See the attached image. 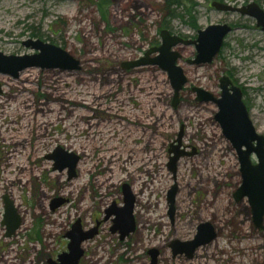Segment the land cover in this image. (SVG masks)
Returning <instances> with one entry per match:
<instances>
[{"label":"rangeland","instance_id":"374dc122","mask_svg":"<svg viewBox=\"0 0 264 264\" xmlns=\"http://www.w3.org/2000/svg\"><path fill=\"white\" fill-rule=\"evenodd\" d=\"M193 1L194 27L181 10L184 19L171 17L165 0H0L1 53L36 55L24 43L39 39L80 60L79 70L0 74V264L59 263L77 220L84 232L98 231L84 242L79 264H150L151 248L161 252L158 264H264V230L254 227L248 197L234 198L243 183L237 151L214 119L216 106L192 93L201 86L218 97L221 79L229 77L264 135V31L251 16L212 7L220 1L264 9V0ZM217 24L232 30L212 63L191 65L196 47L176 48L189 78L177 107L166 71L123 67L159 47L163 29L196 40ZM182 125L186 153L175 176L170 150ZM59 148L81 157L73 178L70 168L56 167L51 155ZM127 183L136 197V231L122 239L112 208L124 206ZM174 184L173 226L167 194ZM5 196L22 220L11 238L2 224ZM57 198L66 201L52 209ZM204 222L215 227V240L192 259L174 257L171 243L194 239Z\"/></svg>","mask_w":264,"mask_h":264},{"label":"water","instance_id":"95a60500","mask_svg":"<svg viewBox=\"0 0 264 264\" xmlns=\"http://www.w3.org/2000/svg\"><path fill=\"white\" fill-rule=\"evenodd\" d=\"M212 7L222 12L240 13L244 16H251L258 22V26L264 31V9L257 3H249L246 6H232L231 4L216 1L212 3ZM232 30L228 24L210 25L205 30H200L196 40L183 39L178 35H172L168 29H163L160 33L162 43L159 47L149 49L143 58L133 62H124L123 67L133 69V67H143V65H157L164 72L168 73L172 88L173 107H177L180 102V96L184 87L187 86L189 78L186 76L185 70L180 66L179 61L183 58L180 52L176 49L180 45H194L196 47V58L188 60V63L195 66H204L212 63L218 57L221 51L224 40ZM27 47L33 50H38L36 55H6L0 52V74H9L13 77H19L20 72L27 68H54L61 66L64 69L79 70L80 60H76L69 51L56 46L48 41L36 39L28 40L24 43ZM155 55L154 57H152ZM222 92L219 97H216L212 92L207 91L202 87H195L194 92L197 95V101L205 104H214L218 109L215 114L216 122L223 130V135L228 140L232 148L237 151L238 158L242 171V185L235 192L234 198L237 202L244 200L246 197L251 204L254 223L257 227L264 230V135L258 133L255 128L250 111L244 102L242 89L235 86L229 77L221 79ZM2 85H0V92ZM178 137L176 139L177 146L170 150L174 156L170 157L169 166L171 171L176 176L177 164L181 156L180 152L182 139L184 137V125L180 127ZM256 155L258 162L254 164L252 156ZM57 160L56 167L59 169L70 168V178L76 175L77 165L81 159L75 153H69L63 148H59L51 155ZM65 158H62V157ZM67 162H63L64 160ZM63 162V163H62ZM124 206H113V212L117 216L116 226L113 230L120 229L122 239L136 230L135 219V204L134 197L130 185L124 184ZM178 185L174 184L168 192V206L170 207V217L173 218L176 212V198ZM65 199L57 198L54 200L52 209L60 207L65 202ZM5 203V218L2 222L7 226L6 237H13L21 228V216L17 213L15 203L4 197ZM111 213V212H109ZM69 239L68 251L60 254L58 257L59 263L52 264H79L80 260L85 256L83 244L88 239L94 238L98 231L97 228L84 232L82 230V222L77 220L73 225L72 230L67 232ZM216 238L215 227L210 222H204L198 225V232L192 240H174L170 248L173 249V254H185L189 259H192L195 252L200 247L213 242ZM151 263L158 264L160 250L151 248L150 252Z\"/></svg>","mask_w":264,"mask_h":264},{"label":"trees","instance_id":"16d2710c","mask_svg":"<svg viewBox=\"0 0 264 264\" xmlns=\"http://www.w3.org/2000/svg\"><path fill=\"white\" fill-rule=\"evenodd\" d=\"M166 7L171 13V17H180L184 19L185 15H189L191 21V25L196 26V16L193 15L194 9H195V3L193 0H165ZM190 5V8L188 9L187 6ZM181 10L182 12H185V15H182L181 13H178Z\"/></svg>","mask_w":264,"mask_h":264},{"label":"flooded vegetation","instance_id":"af4514ba","mask_svg":"<svg viewBox=\"0 0 264 264\" xmlns=\"http://www.w3.org/2000/svg\"><path fill=\"white\" fill-rule=\"evenodd\" d=\"M170 33H171V32H170ZM171 34H172V33H171ZM172 35H173V34H172ZM174 35H177V34H174ZM178 36H180V37L183 38L184 40L187 39L186 36H185V37L182 36V35H178ZM180 46H185V45H180ZM180 46H178V47H180ZM186 46H187V45H186ZM180 54H181V53H180ZM154 56H155V55H153L152 57H154ZM220 84H221V83H220ZM185 87H186V86H185ZM185 87H184V90L186 89ZM195 87H197V86H194V87L192 88V93L195 95V98H196L197 95H196L195 92H194V88H195ZM198 87H201V86H198ZM202 88H203V87H202ZM184 90H183V91H184ZM221 90H222V88H221ZM183 91H182V93H183ZM182 93H181V95H182ZM219 96H220V95H219ZM219 96H218V97H219ZM180 98H181V96H180ZM196 101H197V98H196ZM197 102H198V101H197ZM198 103H199V102H198ZM201 104H204V103H201ZM210 104H211V103H210ZM214 119H215V116H214ZM215 120H216V119H215ZM184 148H185V147H184ZM179 150H180V152H183L184 154L186 153L184 149H182V150L179 149ZM193 151L195 152V155L198 154L197 150H193ZM168 168H170L169 165H168ZM170 170H171V168H170ZM172 173H173V172H172ZM123 193H124V190H123ZM169 215H170V212H169ZM174 216H175V214H174ZM174 216H173V218H171V221H170V222H171V225H173V226L175 225V222H176ZM253 217H254V216H253ZM253 224H254L255 229H257V230H258V229H259V230H263V229H260L259 227L256 226V224L254 223V218H253ZM263 224H264V222H263ZM197 230H198V229H197ZM215 230H216V229H215ZM194 237H195V235H194ZM160 254H161V252H160ZM184 255H185V254H184ZM184 255H183V254H182V255L180 254V256H184ZM194 255H195V254H194ZM177 256H179V254H178ZM174 257H176V255H175ZM193 258H194V256H193Z\"/></svg>","mask_w":264,"mask_h":264}]
</instances>
